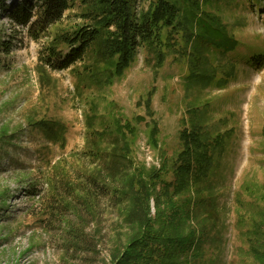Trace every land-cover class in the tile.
Wrapping results in <instances>:
<instances>
[{"label":"rangeland","instance_id":"1","mask_svg":"<svg viewBox=\"0 0 264 264\" xmlns=\"http://www.w3.org/2000/svg\"><path fill=\"white\" fill-rule=\"evenodd\" d=\"M241 1L201 4L219 16L227 34L240 42L224 53L197 40L208 60L198 71L205 66L214 76L207 86L190 78L189 52L196 42L186 43L182 30L169 39L170 46L164 45L161 67L155 68L149 51L140 46L133 62L117 77L104 64L91 65L92 50L68 68L39 67L53 35L82 23L76 7L65 12L63 21L48 33H37V39L27 27L13 25L0 9V40L10 41L11 46L7 54L0 50V139H12L0 142V264H118L139 233L137 222L129 220L128 200L100 192L96 204L76 209L70 205L75 194L68 193L67 186L77 183L79 187L81 180L93 175L107 178L114 187L104 157L94 150L90 154L89 131H111L115 118L134 122L138 115L146 120L134 122L135 131L128 136L132 163L128 177L137 168L157 169L171 180L173 162L182 148L180 133L193 124L200 126L204 138L224 136L223 149L213 151V169L197 185L203 189L202 204L194 205L191 219L179 225L180 234L190 228L203 233L199 257L193 258L192 247L183 252L178 244L169 245L162 264H262L255 250L264 255V66L246 62V56L253 50L264 53V0L261 12ZM151 90L150 116L144 102ZM41 119L65 125L64 148L32 127ZM152 119L158 128L155 147L151 125H146ZM107 142L101 147L110 151ZM33 187L36 192L29 194ZM160 189L157 182L154 197H160ZM165 205L163 198L164 210ZM150 209L155 219L153 197ZM158 227L156 221L154 228ZM75 234L88 243L74 242Z\"/></svg>","mask_w":264,"mask_h":264},{"label":"trees","instance_id":"2","mask_svg":"<svg viewBox=\"0 0 264 264\" xmlns=\"http://www.w3.org/2000/svg\"><path fill=\"white\" fill-rule=\"evenodd\" d=\"M141 2L145 3L139 6ZM210 2L211 0H0V9L8 15L13 25L27 27L30 35L37 39V33H48L53 26L63 21L65 12L76 7L77 17L82 23L61 29L53 35L45 47L44 55L40 57L39 67L68 68L81 62L87 52L92 50L91 65L98 67L104 64L105 69L109 68L112 75L117 77L122 76L133 62L140 46L149 51L154 59V67H161L166 58L164 45L170 46L169 39L174 33L182 30L186 43L192 40L196 42L189 52L190 78L197 85L207 86L214 76L205 66L198 71L200 64H207L208 60L201 55L197 40L205 45L224 49V53L235 50L240 44L239 40L227 34L226 24L221 22L219 16L202 9V3ZM243 2L248 3L251 10L257 8L258 12H261V0H242L240 4ZM231 3L234 2L229 1V4ZM235 5L238 6V3ZM164 37L168 39L165 43ZM62 47L67 48V51L63 53L60 49ZM0 50L9 53L10 41L0 40ZM241 56H246V53ZM246 62L262 68L264 53L251 51L246 56ZM230 68L234 70L235 66L230 65ZM97 72L93 76H96ZM212 72L215 73V70ZM152 94L153 90L149 91L144 102V108L150 116ZM93 117L94 114L88 117L89 124L92 123ZM145 120L146 117L140 115L133 119L135 123ZM134 122H122L115 118L114 130L91 128L89 132L93 147L90 148V154L94 150L95 155L104 157L105 163L107 162L106 171H109L107 177H112L111 181L115 185L111 187L107 178L105 180L93 175L86 176L85 179L79 177L80 180L83 179L79 187L77 183H72L71 187L67 186L68 193L75 194V202L70 205L73 204L78 209L79 206L96 204L100 192L105 196L110 193L112 198L118 200H128L131 205L129 220L137 222L139 233L125 248L118 264H162L164 256L168 255L169 245L174 247L176 244L183 252L192 247L193 258H197L203 233L199 234L195 228H190L186 234H180L179 225L191 219L190 210H193L194 205L202 204L203 189L197 185L207 179L213 169V151L223 149L224 136L204 138L200 126L193 124L190 129L185 128L180 133L182 148L173 162L171 180L163 178L162 172L157 169L145 171L137 168L131 177H128L126 173L132 165L128 136L135 131ZM148 123L151 125V144L155 147L157 122L152 119L146 122V125ZM32 127L40 129L46 140L64 148L66 127L62 122L41 119L33 122ZM104 140H109L107 143L110 145V151L101 147ZM4 141L9 142L12 139L9 136L1 137L0 142ZM117 142H121V145ZM122 176L124 178L121 181L115 182L116 178ZM157 182L161 184L159 198L153 195ZM110 187L113 188L112 191ZM34 189L33 187L29 194H34ZM152 197L156 210L155 219L149 215ZM163 198L166 200L165 210L164 206L162 207ZM156 221L159 225L157 229L154 228ZM203 221L204 219H201L200 223ZM73 236L76 243H88L77 234ZM255 255L264 264V255L258 256L256 250Z\"/></svg>","mask_w":264,"mask_h":264}]
</instances>
